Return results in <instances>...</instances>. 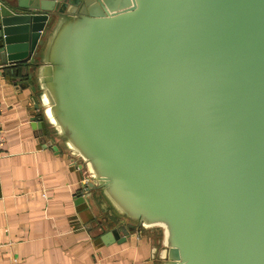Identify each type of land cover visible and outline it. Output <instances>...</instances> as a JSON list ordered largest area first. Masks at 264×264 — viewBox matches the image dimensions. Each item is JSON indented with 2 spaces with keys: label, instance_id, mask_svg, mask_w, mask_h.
Returning <instances> with one entry per match:
<instances>
[{
  "label": "water",
  "instance_id": "1",
  "mask_svg": "<svg viewBox=\"0 0 264 264\" xmlns=\"http://www.w3.org/2000/svg\"><path fill=\"white\" fill-rule=\"evenodd\" d=\"M0 59L116 220L104 242L264 264V0H0Z\"/></svg>",
  "mask_w": 264,
  "mask_h": 264
},
{
  "label": "crops",
  "instance_id": "2",
  "mask_svg": "<svg viewBox=\"0 0 264 264\" xmlns=\"http://www.w3.org/2000/svg\"><path fill=\"white\" fill-rule=\"evenodd\" d=\"M33 94L25 68L0 59V264H157L158 229L102 240L116 220L85 197L80 163L33 127Z\"/></svg>",
  "mask_w": 264,
  "mask_h": 264
},
{
  "label": "built area",
  "instance_id": "3",
  "mask_svg": "<svg viewBox=\"0 0 264 264\" xmlns=\"http://www.w3.org/2000/svg\"><path fill=\"white\" fill-rule=\"evenodd\" d=\"M0 110H1V104H0ZM4 141H5V135H4L3 129L1 127V125H0V148L3 145ZM84 182L85 183L87 182V178L84 180Z\"/></svg>",
  "mask_w": 264,
  "mask_h": 264
},
{
  "label": "rangeland",
  "instance_id": "4",
  "mask_svg": "<svg viewBox=\"0 0 264 264\" xmlns=\"http://www.w3.org/2000/svg\"><path fill=\"white\" fill-rule=\"evenodd\" d=\"M31 81V80H30ZM32 82V81H31Z\"/></svg>",
  "mask_w": 264,
  "mask_h": 264
},
{
  "label": "trees",
  "instance_id": "5",
  "mask_svg": "<svg viewBox=\"0 0 264 264\" xmlns=\"http://www.w3.org/2000/svg\"><path fill=\"white\" fill-rule=\"evenodd\" d=\"M15 68H17V67H15Z\"/></svg>",
  "mask_w": 264,
  "mask_h": 264
}]
</instances>
